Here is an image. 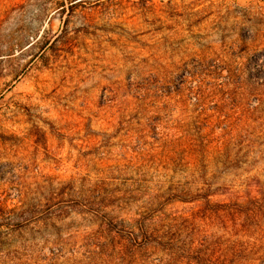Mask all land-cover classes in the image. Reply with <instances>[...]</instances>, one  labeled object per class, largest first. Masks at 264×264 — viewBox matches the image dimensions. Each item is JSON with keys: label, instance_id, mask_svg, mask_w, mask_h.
Segmentation results:
<instances>
[{"label": "rangeland", "instance_id": "rangeland-1", "mask_svg": "<svg viewBox=\"0 0 264 264\" xmlns=\"http://www.w3.org/2000/svg\"><path fill=\"white\" fill-rule=\"evenodd\" d=\"M0 264H264V0H0Z\"/></svg>", "mask_w": 264, "mask_h": 264}]
</instances>
